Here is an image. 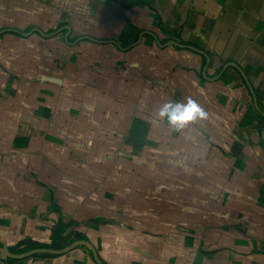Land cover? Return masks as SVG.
Wrapping results in <instances>:
<instances>
[{
  "label": "crops",
  "instance_id": "crops-1",
  "mask_svg": "<svg viewBox=\"0 0 264 264\" xmlns=\"http://www.w3.org/2000/svg\"><path fill=\"white\" fill-rule=\"evenodd\" d=\"M1 247L264 264V0H0Z\"/></svg>",
  "mask_w": 264,
  "mask_h": 264
},
{
  "label": "clouds",
  "instance_id": "clouds-1",
  "mask_svg": "<svg viewBox=\"0 0 264 264\" xmlns=\"http://www.w3.org/2000/svg\"><path fill=\"white\" fill-rule=\"evenodd\" d=\"M159 115L160 117H166L170 124L177 126L178 129L197 118L207 117V113L191 97L187 98L186 104H173L171 102L164 104L159 111Z\"/></svg>",
  "mask_w": 264,
  "mask_h": 264
},
{
  "label": "water",
  "instance_id": "water-1",
  "mask_svg": "<svg viewBox=\"0 0 264 264\" xmlns=\"http://www.w3.org/2000/svg\"><path fill=\"white\" fill-rule=\"evenodd\" d=\"M82 243H86V241L79 240V241H77V242L74 243V246L75 245H78V244H82ZM0 249L2 251V255L3 256H5V254L9 252V250L7 248H5V247H1Z\"/></svg>",
  "mask_w": 264,
  "mask_h": 264
},
{
  "label": "built area",
  "instance_id": "built-area-1",
  "mask_svg": "<svg viewBox=\"0 0 264 264\" xmlns=\"http://www.w3.org/2000/svg\"><path fill=\"white\" fill-rule=\"evenodd\" d=\"M1 264H8V262H6V261H3Z\"/></svg>",
  "mask_w": 264,
  "mask_h": 264
},
{
  "label": "trees",
  "instance_id": "trees-1",
  "mask_svg": "<svg viewBox=\"0 0 264 264\" xmlns=\"http://www.w3.org/2000/svg\"><path fill=\"white\" fill-rule=\"evenodd\" d=\"M59 227H62V225H61V226H59Z\"/></svg>",
  "mask_w": 264,
  "mask_h": 264
}]
</instances>
